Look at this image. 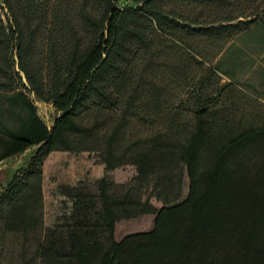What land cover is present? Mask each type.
Listing matches in <instances>:
<instances>
[{
    "label": "trees",
    "instance_id": "16d2710c",
    "mask_svg": "<svg viewBox=\"0 0 264 264\" xmlns=\"http://www.w3.org/2000/svg\"><path fill=\"white\" fill-rule=\"evenodd\" d=\"M120 1L76 0L70 11L56 14V24L43 26L22 19L15 0H0L11 22L0 14V90L27 110L18 127L0 124V162L32 147L41 122L26 93L17 92L21 87L29 85L59 112L28 167L0 190V264H264V123L225 118L197 82L186 92L194 95L193 125L174 119L169 131L123 143L134 99L120 113L124 88L117 81L135 48L151 46L153 22L175 53L220 77L214 58L264 14V0L214 17L166 5L239 9L245 0H131L125 7ZM185 35L203 40L193 43ZM37 40H48L46 73L32 60ZM224 89L220 95L246 93L232 83ZM94 107L122 115L120 124L105 131L96 119L82 122ZM58 153L61 161L46 172ZM85 154L103 163L98 178L90 169L71 170L65 160ZM129 165L136 173L116 191L111 175ZM92 182L98 193L87 191ZM146 215L154 218L150 229H131L140 220L119 228Z\"/></svg>",
    "mask_w": 264,
    "mask_h": 264
},
{
    "label": "rangeland",
    "instance_id": "374dc122",
    "mask_svg": "<svg viewBox=\"0 0 264 264\" xmlns=\"http://www.w3.org/2000/svg\"><path fill=\"white\" fill-rule=\"evenodd\" d=\"M15 1L16 12L22 19H28L34 24L40 23L43 26H52V24H56V14L70 11L76 2V0ZM260 2L261 0H245L241 2L239 9L238 7H235V5L234 7H223L217 6L216 4H193L189 1H185L184 3H170L166 5V7H174L189 14H202L203 17H214L217 13L228 11L232 8L235 11L249 10ZM132 5L133 3L131 0L120 1L121 7ZM0 14L5 18L4 20L8 24L11 23L10 12H8L3 4H0ZM262 17H264V14H259V18L264 20ZM263 20L261 22H264ZM148 27L147 34L152 40L151 46L149 49L143 48L139 50L135 48L134 52L136 53L134 54L135 56L133 55L134 58L124 65V72H122L117 79L118 83H120L119 85L124 88L121 91V101L123 102L124 107H122L123 109H120V113L125 112L124 109L127 108L126 106L129 97L133 95L134 99L132 110L129 111L128 115L130 118L127 117L130 123L129 128L125 133L126 138L123 139V143H127L133 138H146L159 131H169L170 127L168 124L174 119H176V121L182 126L185 123L193 125L196 121L194 115L196 107H194V99L192 98L194 95L190 93L187 97L186 92L193 87L196 89L197 82L207 86L209 89L208 91H210L209 93L212 98H214L210 107L216 111L220 110L225 118L228 117L232 120H243L246 123L247 121H255L257 124L264 123L263 102L253 98L249 94L247 95V92L245 95L236 90L230 95H227L226 93L220 95L221 91L223 92L224 90L225 92L224 87L227 85V82H224L220 77H215L207 72H202L197 64H189L184 60L183 55L175 53L174 50L163 41L165 39L161 37L154 22L149 23ZM185 38L187 40H192L193 43L197 40H203L189 37L187 35H185ZM62 42L64 41L62 40ZM14 43L16 44L15 41ZM15 52L13 53V59L15 61L16 69L19 71L17 64L18 58ZM50 59L51 55L48 48V40H37L32 55L34 63L39 69L46 73L49 69L48 65L50 64ZM21 74L23 76V81L27 84L24 73ZM29 88V85L27 87H21L17 92H24L33 100V102H39ZM11 96V93L0 90V124L4 123L13 129L20 125V118L25 116L27 110L22 106L20 100H13ZM51 104L52 103H46L45 105L37 107L41 116H43L50 125L54 124L55 119L59 116L58 110L53 104ZM88 113L89 116L86 115L84 119L81 117L80 120L88 124L89 120L96 119V121L101 123V126L105 131H112L113 128L120 124L119 122L122 116H111L110 110L107 108L100 112L94 107ZM208 118L211 119L212 116H209ZM169 133L173 132L170 131ZM31 157L27 161L21 160L16 171L27 168ZM61 158V153L52 155L46 163V172H48L53 164L61 161ZM65 160L70 164L69 168L71 170L79 171L81 172L80 174H83L87 169H90L94 171V178H98L101 175V172H103L102 168L104 165L95 154L93 156H90V154H85L79 157L71 156L69 158L66 157ZM14 173L11 174L8 182L11 180ZM135 173V168L131 165L118 168L112 173L110 182L113 183L114 188L117 189L116 191L122 192L125 189L124 186L130 181ZM7 183L5 186H7ZM87 191L98 193L97 183H90ZM187 193L188 180H186L185 184V196ZM153 219V216L146 215L127 223L123 221L119 223V228H126L128 227V224L130 225L131 223L140 220L141 223L132 224L131 229H142L141 227L143 226H145L144 229H150L153 226ZM128 232H130V230L125 231V233Z\"/></svg>",
    "mask_w": 264,
    "mask_h": 264
},
{
    "label": "crops",
    "instance_id": "0c3cea01",
    "mask_svg": "<svg viewBox=\"0 0 264 264\" xmlns=\"http://www.w3.org/2000/svg\"><path fill=\"white\" fill-rule=\"evenodd\" d=\"M262 20L258 18L248 29L233 37L214 58L212 66L224 82L236 85L264 103V22H261ZM27 98L36 108L46 104L43 101L35 103L29 96ZM37 114L41 122L38 131L33 135L35 142L33 146L23 154L11 156L0 162V190L19 167L20 161H27L36 152L53 125L47 123L39 110Z\"/></svg>",
    "mask_w": 264,
    "mask_h": 264
}]
</instances>
